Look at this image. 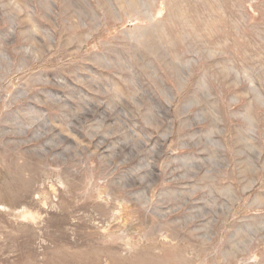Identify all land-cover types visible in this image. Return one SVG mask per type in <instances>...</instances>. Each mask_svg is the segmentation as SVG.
Instances as JSON below:
<instances>
[{"label": "rangeland", "instance_id": "374dc122", "mask_svg": "<svg viewBox=\"0 0 264 264\" xmlns=\"http://www.w3.org/2000/svg\"><path fill=\"white\" fill-rule=\"evenodd\" d=\"M0 264H264V0H0Z\"/></svg>", "mask_w": 264, "mask_h": 264}]
</instances>
